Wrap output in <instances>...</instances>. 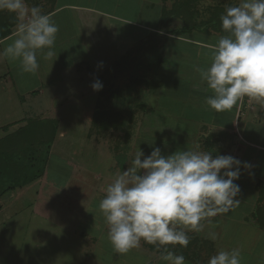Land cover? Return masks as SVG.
<instances>
[{
  "label": "rangeland",
  "instance_id": "obj_1",
  "mask_svg": "<svg viewBox=\"0 0 264 264\" xmlns=\"http://www.w3.org/2000/svg\"><path fill=\"white\" fill-rule=\"evenodd\" d=\"M42 2L38 7H45ZM239 2L197 0L196 22L208 18L209 11L216 5L226 9ZM29 3L27 5L32 7ZM156 12L155 8L153 19ZM152 16L149 17L142 8L139 19L146 21L148 18L149 22ZM2 47L0 45V50ZM186 50L193 51L191 48ZM145 51L144 55L133 57L134 62L141 63L139 67H133L134 71H124L121 65H114L102 79L105 94H110L107 89L117 90L116 100L111 98L104 102H116V110L124 114L125 124L120 130L102 132L91 127L99 95L91 84L100 80L91 62L87 64L88 70L83 68L78 72L81 74L66 75L71 79L68 81L73 84L71 87L56 82V75L45 71L44 60L39 61L40 71L29 74L22 72L18 61L0 59V72L7 71L0 76V138L6 134L3 127L9 124V131H12L29 119L59 120L43 176L21 189L9 191L0 199V264H162L159 250L151 251L149 244L143 241L140 247L127 253L117 252L107 238L108 228L98 208L105 195L104 189L127 167L137 151L141 150L147 156L153 147H159L164 155L177 149L188 150L190 139L201 131L198 129L200 124L190 119L195 112L188 108L194 105L184 102L187 97H193L192 92H203L191 70L193 63H185L182 59L174 62L170 57L169 63H177L184 70L178 72L176 68H168L170 76L166 77L161 93H169L170 97L165 96L170 100L161 102L159 91L150 90L146 84L130 82L143 70L147 71V65L156 59L150 49ZM163 77L165 75L160 72L156 75L158 79L163 80ZM74 86L83 91L75 93ZM208 92L207 88L201 94L208 95ZM135 103L145 104L146 110L135 107ZM182 104L189 107L184 109L183 106V111ZM236 129L240 131L239 126ZM195 234L205 238L208 235L207 229L205 235ZM219 235L214 248L206 250L209 244L202 247L205 260L220 249L239 248L241 264H264V242H249L243 234L234 235L237 240L233 241L226 237V242L221 239L224 236ZM199 239L201 244L207 241ZM186 264L190 263L186 261Z\"/></svg>",
  "mask_w": 264,
  "mask_h": 264
},
{
  "label": "clouds",
  "instance_id": "obj_2",
  "mask_svg": "<svg viewBox=\"0 0 264 264\" xmlns=\"http://www.w3.org/2000/svg\"><path fill=\"white\" fill-rule=\"evenodd\" d=\"M0 11L15 14L18 21L13 35L0 40V59L18 61L22 72L35 74L38 53L46 49L45 59L54 55L58 25L26 0H0ZM220 22L224 35L206 45L209 66L195 69L212 92L206 104L216 112L231 111L245 97L264 104V0H240L225 9ZM102 87L99 79L91 84L93 91ZM212 153L177 149L164 155L153 147L145 156L137 151L104 189L98 205L113 248L127 253L143 241L157 247L162 264H186L169 246L186 248L189 232H202L210 218L237 207L241 189L235 181L241 169L252 167L231 155ZM207 238L218 235L209 233ZM207 264H241L240 249H220Z\"/></svg>",
  "mask_w": 264,
  "mask_h": 264
},
{
  "label": "crops",
  "instance_id": "obj_3",
  "mask_svg": "<svg viewBox=\"0 0 264 264\" xmlns=\"http://www.w3.org/2000/svg\"><path fill=\"white\" fill-rule=\"evenodd\" d=\"M155 1L55 0L52 7L45 5L47 8L41 9L46 10L45 14L51 15L52 20L58 25L59 31L52 49L53 57L51 59L42 58L44 52L47 51L45 49L38 53V62L43 60L46 62L47 67L44 70L55 74L56 82L61 81L71 86L73 84L68 82L71 79L66 78V75L69 73L81 74L78 72L83 68L88 70L87 64L90 62L93 71L100 75V81H102V76L107 71H111V67L117 65L122 58L131 56L130 60L135 63L133 57L138 54L144 55L145 49H150L154 52L156 59L149 64L155 65V69L150 68L153 71L146 72L145 77H156L158 72L165 75L163 80L158 79L160 86L154 91L162 92L164 81H166V77L170 76L168 68H176L178 72L184 70V68L178 67L177 63H169L171 57L174 62L182 59L185 63L187 61L193 63L194 68L191 70L195 73L197 84L205 92L207 85L200 81L199 73L195 69L209 66L210 57L206 55L209 51L206 45L215 44L222 34L214 31L211 33L212 30L207 32L208 34L200 30L178 34L173 30L182 25L180 18H172L169 21L163 20L161 17L162 10L170 8L172 1ZM142 8L149 17L152 16L156 8V18H154L156 20L154 21L152 16V21L150 19L147 22L148 18L145 19L146 21H141L139 17ZM15 26L12 28L11 34L1 40L11 37ZM181 44L188 46H181ZM187 48H191L193 51L190 53L186 50ZM155 49H158L159 52ZM132 69L130 68L129 71ZM6 73L7 71L2 70L0 76ZM45 82L48 85L49 82ZM73 88L76 90L75 93L83 91L75 86ZM203 92H192L194 93L193 97L186 98L184 102L189 101V105H194L193 107L190 108L187 105L185 107L183 104L181 106L183 111L189 107L188 109L195 112L193 119H190L199 123L198 129L201 130L190 139L188 150L210 151L213 152V156L231 155L242 163L247 162L252 167L249 170L241 169L243 174L239 180L235 181L241 189L237 197L241 201L240 204L226 214L210 218L213 223L205 222L204 229L200 233L205 235L206 229L208 234L215 231L218 235L220 234L219 237L223 235L224 238L221 237V239L226 242L227 239L237 240L235 236L238 237L240 234H243L244 239L249 242H254V240L255 242L258 240L264 242V229L256 226L253 220V214L258 206V186L264 185V104L253 99L243 100L241 106L239 103L231 111L216 112L206 104V98L212 95L211 90L209 89L208 95L201 94ZM161 94L159 101L168 102L170 100L167 97H170L169 93L165 92L162 96ZM168 111L173 112V110ZM10 126L9 124L8 130ZM237 126L240 128L239 132H237ZM237 134L239 137H236ZM258 137L261 139H257ZM262 204H264V200L260 203V205ZM189 233L195 234V232ZM199 238L207 240L209 248L215 247L216 239ZM185 261L195 264L189 260ZM206 263L207 260L204 264Z\"/></svg>",
  "mask_w": 264,
  "mask_h": 264
},
{
  "label": "trees",
  "instance_id": "obj_4",
  "mask_svg": "<svg viewBox=\"0 0 264 264\" xmlns=\"http://www.w3.org/2000/svg\"><path fill=\"white\" fill-rule=\"evenodd\" d=\"M40 1L45 5L49 4L51 7L55 0H26V3L32 6H38ZM167 1V0H162ZM172 1L170 8L162 10V19L169 20L172 18H180L182 25L173 30L178 34H187L193 30H200L209 32L210 30L224 35L221 28L220 16L225 9L222 5H216L209 11V16L206 19H201L199 23L196 22L199 12L196 10L197 0H169ZM41 6V5H40ZM39 6V7H40ZM43 8V7H42ZM43 12H46L43 11ZM17 23V17L13 13L7 11H0V40L12 32V28ZM141 63L128 60L124 57L118 62L122 66V70L129 71V69L140 66ZM148 70H143L140 76L130 80L134 85H149L150 90H156L160 86L158 78L152 77L147 79L146 72L153 71L155 65L148 64ZM144 67V66H143ZM112 69V67H111ZM110 69V70H111ZM135 69V68H133ZM132 69V70H133ZM110 71H107L102 78ZM156 75V74H154ZM143 86V85H142ZM110 94H105L106 90H100L98 93V100L95 110L91 118V127L97 132L120 130L124 124V114L122 111L116 110V102H104L106 99L114 98L117 90L114 88ZM113 96V97H112ZM115 102V103H114ZM135 107L146 110V105L143 103H135ZM26 120V119H24ZM59 120L55 118H37L35 120H27L19 125L16 129L9 131L8 126H4L6 132L0 138V199L9 191L21 189L28 184L40 179L44 174V169L47 162L48 154L51 150L58 130ZM128 133V132H127ZM258 206L253 214V220L259 228L264 229V204L260 205L264 200V185L258 186ZM1 209V204H0ZM191 236V241L186 248H181L179 245L173 247L169 246L176 254H182L185 260L194 262L195 264H204L205 258L202 257L205 249L202 247L208 242L201 244L200 239L194 233H188ZM151 251H157L155 245L149 244ZM160 254V251L158 252Z\"/></svg>",
  "mask_w": 264,
  "mask_h": 264
},
{
  "label": "built area",
  "instance_id": "obj_5",
  "mask_svg": "<svg viewBox=\"0 0 264 264\" xmlns=\"http://www.w3.org/2000/svg\"><path fill=\"white\" fill-rule=\"evenodd\" d=\"M243 100L250 101L251 99H250V98H248V97H245ZM242 102H243V101H242ZM242 102H240V106H241Z\"/></svg>",
  "mask_w": 264,
  "mask_h": 264
}]
</instances>
